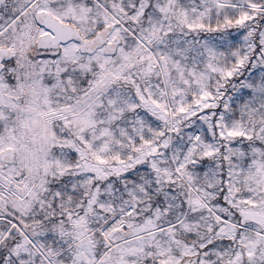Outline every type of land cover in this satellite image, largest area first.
<instances>
[{"label":"snow or ice","instance_id":"obj_1","mask_svg":"<svg viewBox=\"0 0 264 264\" xmlns=\"http://www.w3.org/2000/svg\"><path fill=\"white\" fill-rule=\"evenodd\" d=\"M0 264H264V0H0Z\"/></svg>","mask_w":264,"mask_h":264}]
</instances>
